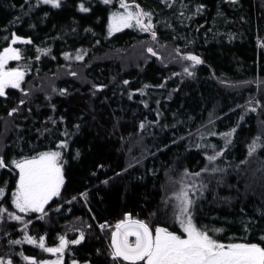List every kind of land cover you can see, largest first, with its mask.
<instances>
[{"label":"trees","instance_id":"16d2710c","mask_svg":"<svg viewBox=\"0 0 264 264\" xmlns=\"http://www.w3.org/2000/svg\"><path fill=\"white\" fill-rule=\"evenodd\" d=\"M117 2L0 0V54L18 49L8 66L24 73L0 96V256L22 264L39 258L40 237L55 248L65 236V262L129 263L111 256L112 227L129 213L182 235L171 195L182 182L196 227L218 243L264 247V0H123L152 28L109 35ZM51 151L61 154L59 195L22 213L13 161ZM9 213L25 220L22 232ZM75 226L82 243H72Z\"/></svg>","mask_w":264,"mask_h":264},{"label":"snow or ice","instance_id":"6c2138e0","mask_svg":"<svg viewBox=\"0 0 264 264\" xmlns=\"http://www.w3.org/2000/svg\"><path fill=\"white\" fill-rule=\"evenodd\" d=\"M43 2L51 4L53 7L60 6V0H43ZM103 2L108 4L111 0H103ZM121 7L125 9L124 12L113 13L110 17L109 35L120 31L122 28L132 27V21H135V24L142 31L151 30L152 24L150 22L145 24L142 20V17L150 16L149 13L140 11L133 13L129 10V5L123 3V0ZM80 11L88 12L89 9L81 4ZM152 35L155 38L154 32ZM19 39V37H14L13 43ZM23 42L30 43V41ZM261 47H264V43H261ZM40 51L47 52V50ZM147 51L152 55H156L152 48H148ZM65 57L71 58L67 53ZM83 58V55L80 54L75 56L76 60H82ZM183 58L193 61L194 64L202 62L199 57L193 55ZM19 59L20 53L16 48H6L0 54V96L5 94V89L9 86L12 88L20 87L21 81L24 79V73L19 69L7 70L5 68L9 60ZM184 71L188 72V69L185 68ZM71 74L76 75L74 72ZM188 74L191 75L190 72ZM125 83L128 82L125 81ZM15 111L16 109H13L9 115H12ZM224 135L230 136L231 133H225ZM59 147H66V144L62 143ZM257 147L259 145L254 141L249 147V154L255 152ZM60 155L58 151L43 152L30 159L13 161L15 167L19 169V180L17 189L13 194V204L20 212H43L44 205L54 196L59 195L60 187L64 182L62 167L59 163ZM216 155L218 156L220 153ZM215 159L216 156L208 157L210 162ZM0 167H5L2 159H0ZM213 170L215 171V169ZM187 175L198 177L200 173ZM192 187L195 188V185H192ZM3 192L4 189H0V195H3ZM174 196L179 201L177 219L181 221L186 236L182 237L169 232L166 228L157 227L152 230L144 221L133 220L126 215L123 221L115 225L116 231L112 233L113 259L122 258L124 261L131 262V264H137V262H143V264H264V247L258 244L225 245L218 243L206 231L200 230L193 224L190 214V206L193 201L189 199L188 192L182 188ZM6 211V209L0 208V213ZM9 215L16 220L22 219L21 216L14 213H9ZM182 216L188 217L186 223L181 218ZM104 227L106 225H101V228ZM130 236L135 237L134 242L129 241L128 237ZM81 239H83V234H81ZM27 242L37 243L32 237H27ZM79 242L80 240L72 241V243ZM12 243H20V241H12ZM67 243L68 241L64 237H60L58 247H46L44 237L39 238V247L50 253H62ZM25 259L30 258L25 257ZM9 264H11L10 261ZM43 264H48V262H43ZM51 264H60V262L52 261Z\"/></svg>","mask_w":264,"mask_h":264},{"label":"rangeland","instance_id":"374dc122","mask_svg":"<svg viewBox=\"0 0 264 264\" xmlns=\"http://www.w3.org/2000/svg\"><path fill=\"white\" fill-rule=\"evenodd\" d=\"M117 6L119 7V9L118 10H114L111 14H110V16H109V19H108V24H110V17L112 16V14L113 13H116V12H124L125 11V9L124 8H122L121 7V3H119V2H117ZM129 10L130 11H132L133 13H135L134 12V10H133V7H131V6H129ZM132 23H135V21H132ZM9 62V61H8ZM8 62H7V64L5 65V68L7 69V70H11V69H16V68H13V67H9L8 66ZM132 152V151H131ZM43 153V152H42ZM132 153H134V152H132ZM40 154V153H39ZM39 154H37V155H34V156H31V157H27V158H24V159H30V158H32V157H36V156H38ZM216 156V159L218 158V156L217 155H215ZM215 159V160H216ZM21 160H23V159H21ZM18 161H20V160H18ZM129 161H131V159L129 160ZM16 176H17V182H18V180H19V169H17L16 168ZM188 183H190V182H182V184H181V189L183 188L185 191H187L184 187H189L188 186ZM16 189H17V186H16ZM16 189H15V191H16ZM181 189L178 191V193L181 191ZM15 191L13 192V194L15 193ZM188 192V191H187ZM174 198H175V196H174V190H173V192H172V194H171ZM188 197H189V199H191L192 201H193V203H192V205L194 204V198H192V196H190V193L188 192ZM176 199V198H175ZM13 200H14V195H12V202H13ZM176 201H178L177 199H176ZM191 205V206H192ZM45 206V205H44ZM190 206V207H191ZM39 213H42V212H39ZM20 221H22L23 223H21L20 225H19V227H17V230L19 231V232H22L23 231V227L26 225V222H25V220L24 219H22V220H20ZM19 221V222H20ZM186 222H187V220H186ZM185 222V223H186ZM175 225H176V227L177 228H179L178 227V225L175 223ZM150 227V226H149ZM157 227H160V228H166L165 226L164 227H161V226H156L155 228H157ZM74 228H80V227H77V226H75ZM100 228H101V226H100ZM109 227H105L104 229H108ZM113 228V230L115 229V227H112ZM155 228H151L150 227V229H152V230H155ZM169 232H173V231H171V229H169V228H166ZM180 229V231H181V233H182V235H180V236H182V237H185L186 236V234L183 232V228H179ZM109 230V229H108ZM101 232H102V230H101ZM112 233H113V231H112ZM173 233H175V232H173ZM176 234V233H175ZM27 237H29V236H24V238H23V240H24V242L25 243H28L27 242ZM1 238V237H0ZM110 240H111V243H110V250H111V252L113 253V247H112V234H111V236H110ZM29 245H33L32 243H28ZM235 244V243H234ZM56 245H57V247L59 246V243H56ZM225 245H228V244H225ZM38 248V250L35 252V255H37L39 258L37 259L36 257H32L31 255H28V257L30 258V259H23V258H21L22 259V264H33V262H35V264H43V262H48V264H51V262L52 261H59L60 262V264H83V263H81V262H76V261H73V259L72 258H69V261H67V262H65L64 261V254H65V252H64V250H63V252L62 253H50V252H47V251H44L43 253L44 254H51L50 256L51 257H48V258H42L40 255L42 254V252H40V247H37ZM118 259H121V258H118ZM9 261L12 263V259L10 258V257H2V256H0V264H9Z\"/></svg>","mask_w":264,"mask_h":264},{"label":"flooded vegetation","instance_id":"af4514ba","mask_svg":"<svg viewBox=\"0 0 264 264\" xmlns=\"http://www.w3.org/2000/svg\"><path fill=\"white\" fill-rule=\"evenodd\" d=\"M132 219V218H131ZM104 223V224H103ZM105 221L104 222H102L101 224L102 225H105ZM109 226V225H108ZM107 227V226H106ZM115 227V226H114ZM105 228V227H104ZM104 228H100V230H103V231H105L106 229H104ZM75 231L76 232H78V236H77V238H76V240H79L80 239V243H82V242H84V240H85V238H86V236H87V233H86V231L85 230H83L82 228H77V229H75ZM111 231H113V228L111 229ZM81 234H83V239H81ZM73 235V234H72ZM64 237V239H65V236H63ZM66 241H67V239H65ZM75 240V241H76ZM57 243H59L60 244V239H58V241H57ZM75 244H77V243H75ZM52 248H54V247H52ZM112 256V255H111ZM81 263H83V264H92V262L91 261H89V260H85V261H82ZM125 264H131V262H129V263H125ZM137 264H143V262H137Z\"/></svg>","mask_w":264,"mask_h":264},{"label":"bare ground","instance_id":"6f19581e","mask_svg":"<svg viewBox=\"0 0 264 264\" xmlns=\"http://www.w3.org/2000/svg\"><path fill=\"white\" fill-rule=\"evenodd\" d=\"M114 231H116V228L114 229ZM128 239H129L130 242H134L135 237H131V236H130V237H128Z\"/></svg>","mask_w":264,"mask_h":264},{"label":"water","instance_id":"95a60500","mask_svg":"<svg viewBox=\"0 0 264 264\" xmlns=\"http://www.w3.org/2000/svg\"><path fill=\"white\" fill-rule=\"evenodd\" d=\"M127 4V3H126ZM135 4V3H134ZM140 9V8H139ZM140 11H141V9H140ZM142 19H143V17H142ZM190 55H193V54H190ZM194 56V55H193ZM130 214L129 213H127V216H129Z\"/></svg>","mask_w":264,"mask_h":264}]
</instances>
